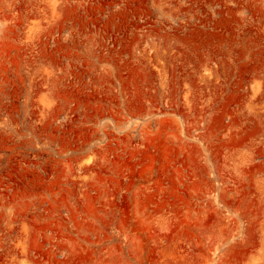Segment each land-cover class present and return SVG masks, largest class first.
<instances>
[{"label":"rangeland","instance_id":"obj_1","mask_svg":"<svg viewBox=\"0 0 264 264\" xmlns=\"http://www.w3.org/2000/svg\"><path fill=\"white\" fill-rule=\"evenodd\" d=\"M0 264H264V0H0Z\"/></svg>","mask_w":264,"mask_h":264}]
</instances>
